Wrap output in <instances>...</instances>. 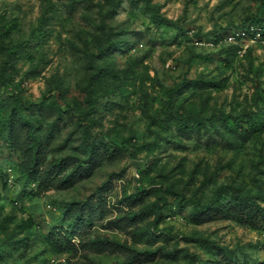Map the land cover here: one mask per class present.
<instances>
[{"label": "rangeland", "instance_id": "1", "mask_svg": "<svg viewBox=\"0 0 264 264\" xmlns=\"http://www.w3.org/2000/svg\"><path fill=\"white\" fill-rule=\"evenodd\" d=\"M263 8L0 0V264H264Z\"/></svg>", "mask_w": 264, "mask_h": 264}, {"label": "trees", "instance_id": "2", "mask_svg": "<svg viewBox=\"0 0 264 264\" xmlns=\"http://www.w3.org/2000/svg\"><path fill=\"white\" fill-rule=\"evenodd\" d=\"M262 14L260 15V17H258L257 19H249L246 23L247 27V31L250 32V26L251 25H254V26H258L262 29L263 31V34H264V8L262 9ZM158 20H161V21H166L167 24H171L172 22L170 21L169 18H158ZM249 28V29H248ZM25 44H27V41H23L22 43L20 44H17L13 47H7L8 48V53H9V56H12L14 54H17L24 46ZM113 46H110L109 49H111ZM7 70L9 71V67H8V61L6 60L5 61V64L1 70V80H0V86L4 83L5 81V72H7ZM21 101V105L23 106H29V102L26 101V100H23V98L21 97L19 99ZM95 103L96 101L95 100H91V106L90 108H93L95 106ZM171 114H173L172 116L173 117H176L180 123V126L181 128L187 132L188 134H190V132L194 129V127L201 123L202 121V118L197 116V115H194L192 113H187V114H184V113H181L179 111H171L169 110L168 113H167V116L169 117ZM226 117V116H225ZM85 118V117H84ZM83 119L82 118H79V122L82 123ZM160 199H161V206L159 208H161L165 203L166 201L164 200V196L163 195H160ZM252 199V201H254V203L256 204L257 207H260L259 204L256 203V200L249 194H242V193H234V195H232V198L227 201L229 202L227 205L230 204V202L232 203H247L249 202V200ZM234 217H236L234 214H232ZM159 222V220L157 219L155 221V223L157 224ZM208 247L211 248V249H217L219 250L221 247L217 244H211L208 242Z\"/></svg>", "mask_w": 264, "mask_h": 264}, {"label": "built area", "instance_id": "3", "mask_svg": "<svg viewBox=\"0 0 264 264\" xmlns=\"http://www.w3.org/2000/svg\"><path fill=\"white\" fill-rule=\"evenodd\" d=\"M250 29L251 30L249 33H251V35H253L254 38L264 39V34L260 27L251 25ZM246 32H248L247 29L245 31H234V33L231 35V38H234L235 36H239L241 35V33H246Z\"/></svg>", "mask_w": 264, "mask_h": 264}]
</instances>
